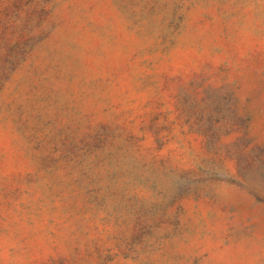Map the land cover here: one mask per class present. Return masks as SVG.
<instances>
[{
	"label": "rangeland",
	"instance_id": "obj_1",
	"mask_svg": "<svg viewBox=\"0 0 264 264\" xmlns=\"http://www.w3.org/2000/svg\"><path fill=\"white\" fill-rule=\"evenodd\" d=\"M0 264H264V0H0Z\"/></svg>",
	"mask_w": 264,
	"mask_h": 264
}]
</instances>
